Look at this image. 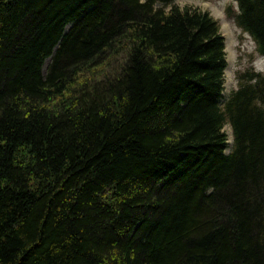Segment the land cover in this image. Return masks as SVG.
I'll use <instances>...</instances> for the list:
<instances>
[{
    "label": "trees",
    "instance_id": "trees-1",
    "mask_svg": "<svg viewBox=\"0 0 264 264\" xmlns=\"http://www.w3.org/2000/svg\"><path fill=\"white\" fill-rule=\"evenodd\" d=\"M176 1L0 0V264H264V75L221 105V26Z\"/></svg>",
    "mask_w": 264,
    "mask_h": 264
},
{
    "label": "rangeland",
    "instance_id": "rangeland-1",
    "mask_svg": "<svg viewBox=\"0 0 264 264\" xmlns=\"http://www.w3.org/2000/svg\"><path fill=\"white\" fill-rule=\"evenodd\" d=\"M176 5L182 9L191 7L209 11L221 26V32L225 37L228 63L221 105L229 98L231 92L238 88L239 72L250 69L264 75V57L257 51L256 43L251 36L237 25L235 17L238 13V4L235 0H177ZM51 60V57L47 58L43 67L44 74L47 73ZM117 60L120 62L118 57ZM98 74H100L99 70L93 73L96 76ZM224 131L228 135L229 147L226 152L229 154L233 146L231 126L227 124Z\"/></svg>",
    "mask_w": 264,
    "mask_h": 264
},
{
    "label": "bare ground",
    "instance_id": "bare-ground-1",
    "mask_svg": "<svg viewBox=\"0 0 264 264\" xmlns=\"http://www.w3.org/2000/svg\"><path fill=\"white\" fill-rule=\"evenodd\" d=\"M47 61V60H46ZM226 72V71H225Z\"/></svg>",
    "mask_w": 264,
    "mask_h": 264
}]
</instances>
